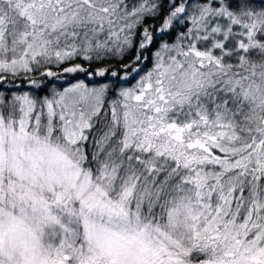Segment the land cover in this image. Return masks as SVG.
I'll use <instances>...</instances> for the list:
<instances>
[{
	"label": "snow or ice",
	"instance_id": "1",
	"mask_svg": "<svg viewBox=\"0 0 264 264\" xmlns=\"http://www.w3.org/2000/svg\"><path fill=\"white\" fill-rule=\"evenodd\" d=\"M0 264H264V0H0Z\"/></svg>",
	"mask_w": 264,
	"mask_h": 264
},
{
	"label": "trees",
	"instance_id": "2",
	"mask_svg": "<svg viewBox=\"0 0 264 264\" xmlns=\"http://www.w3.org/2000/svg\"><path fill=\"white\" fill-rule=\"evenodd\" d=\"M76 79H85V77H83V76H81V75H79V74H77L76 76H71V75H69V76H67L66 78H63L62 81H61V83H63L64 80H66L67 82H75ZM97 79H99V78H97ZM65 86H67L66 83H65ZM42 94H43V93H42Z\"/></svg>",
	"mask_w": 264,
	"mask_h": 264
}]
</instances>
